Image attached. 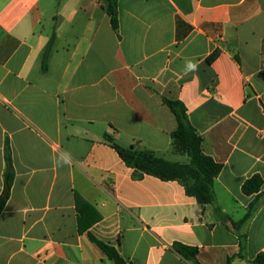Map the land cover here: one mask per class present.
<instances>
[{"label":"crops","instance_id":"0c3cea01","mask_svg":"<svg viewBox=\"0 0 264 264\" xmlns=\"http://www.w3.org/2000/svg\"><path fill=\"white\" fill-rule=\"evenodd\" d=\"M104 6L0 0V194L6 146L14 171L0 264H115L89 235L128 264H195L174 244L195 248L197 264H254L264 195L235 223L256 197L243 183L259 175L264 191V0H118L117 30ZM164 99L184 105L222 165L212 204L178 181L136 178L104 139L171 160Z\"/></svg>","mask_w":264,"mask_h":264},{"label":"trees","instance_id":"16d2710c","mask_svg":"<svg viewBox=\"0 0 264 264\" xmlns=\"http://www.w3.org/2000/svg\"><path fill=\"white\" fill-rule=\"evenodd\" d=\"M117 1L105 0L104 6L114 30L118 28ZM50 47L51 41L42 55L44 69L46 68ZM217 55L218 51H213L209 56V61H212ZM260 76L264 78V72H261ZM164 103L175 116L177 124L175 130L171 133L173 152L186 156L187 160L185 162L167 160L145 147L122 146L108 134H104V139L117 152L122 161L133 169L136 178L150 175L162 181H178L184 186L186 194L194 197L201 206L212 204L215 199L214 181L220 173L222 165L203 153L202 139L190 124L184 105L179 101L167 99H164ZM5 165L4 187L0 194V214L9 198L14 178L8 146L5 147ZM262 185L263 181L259 175H253L243 183L242 192L248 196L256 195V197L249 204L245 216L235 225L243 224L254 213L259 197L264 195V191L260 193ZM78 224L79 232L84 231L90 225L89 223L82 225L80 217L78 218ZM89 239L115 264H128L113 246L98 241L91 235H89ZM174 249L184 258L197 264L195 261L197 250L195 248L174 244ZM254 264H264V255H257Z\"/></svg>","mask_w":264,"mask_h":264},{"label":"rangeland","instance_id":"374dc122","mask_svg":"<svg viewBox=\"0 0 264 264\" xmlns=\"http://www.w3.org/2000/svg\"><path fill=\"white\" fill-rule=\"evenodd\" d=\"M169 159L172 161L185 162L186 158L183 155L173 154Z\"/></svg>","mask_w":264,"mask_h":264},{"label":"built area","instance_id":"2783aa9c","mask_svg":"<svg viewBox=\"0 0 264 264\" xmlns=\"http://www.w3.org/2000/svg\"><path fill=\"white\" fill-rule=\"evenodd\" d=\"M263 67H264V65H263Z\"/></svg>","mask_w":264,"mask_h":264}]
</instances>
